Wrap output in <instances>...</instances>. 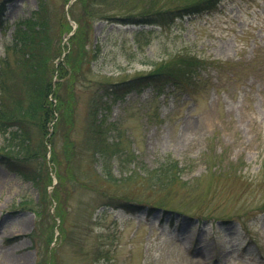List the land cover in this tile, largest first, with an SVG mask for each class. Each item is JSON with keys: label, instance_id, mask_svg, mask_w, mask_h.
Wrapping results in <instances>:
<instances>
[{"label": "rangeland", "instance_id": "rangeland-1", "mask_svg": "<svg viewBox=\"0 0 264 264\" xmlns=\"http://www.w3.org/2000/svg\"><path fill=\"white\" fill-rule=\"evenodd\" d=\"M194 1L0 0V69L2 57L12 66L0 87L3 79L13 95L0 89L1 106L28 100L15 67L23 50L6 44L40 2L50 55L42 76L60 100L44 134L46 191L0 161V264H264V0H220L164 24L126 22ZM183 55L202 61L183 87L157 94L144 85L97 110L111 146L106 178L96 154L103 137L92 131L98 88ZM29 124L36 146L41 134ZM169 159L177 183L153 187L150 174ZM123 200L194 216L160 219V210L119 207Z\"/></svg>", "mask_w": 264, "mask_h": 264}, {"label": "trees", "instance_id": "trees-1", "mask_svg": "<svg viewBox=\"0 0 264 264\" xmlns=\"http://www.w3.org/2000/svg\"><path fill=\"white\" fill-rule=\"evenodd\" d=\"M85 1V0H83ZM220 0H197L188 4L180 5L174 8H166L164 10L150 11L152 16H145L138 20H132V18L126 20V22H149L164 24L172 21L174 17L191 15L194 13H201L217 5ZM93 0L89 3H92ZM147 14V13H144ZM150 14V15H151ZM149 15V14H148ZM148 17V18H146ZM78 27V26H77ZM77 31V30H76ZM73 33L74 36L80 40L81 32ZM48 23L46 20V6L43 2L38 4V7L32 12L31 15L18 20L15 23V28L11 36L10 42L6 44V47H11L12 50H23V59L20 62H16L15 67H21L20 78L22 86L24 87L27 102L23 104L20 99L13 101L14 110L8 109L4 105L2 107L0 100V134L2 135V146H0V161L8 170L12 171L19 178L30 181L37 189L42 188L46 191L48 184L43 183L42 170L46 167V143L44 141V134L48 130L49 122L54 117V110L52 99L56 97L57 108L59 107L60 100L55 87L52 85L51 78L46 77L44 74V68H47L50 55L48 54ZM80 42V41H79ZM81 43V42H80ZM83 47L82 43L80 44ZM79 58L83 57L84 49L79 48ZM60 52V51H58ZM67 56V55H66ZM65 56V57H66ZM64 57V58H65ZM67 60V59H66ZM2 67L0 69V76H5L10 73V64L7 57H2ZM202 61L194 55L179 56L172 61L159 62L157 67L153 68L145 74L135 75L128 79H122L120 81L102 84L98 89V94L92 99L91 112L94 114V123L96 124V130H93L94 136L102 142L96 144L98 149L96 154L100 156L102 162V174L106 178H110V157L108 156V150L111 146L106 145L107 136H104L103 126L104 117H96L98 109L108 110L109 103L112 100L122 98L124 94L131 89H138L144 85L151 86L152 89L158 94L164 92L165 88L172 86L176 89L183 87L187 82L186 80L195 76V69L201 65ZM66 64L68 62L66 61ZM32 69V70H31ZM57 74L62 77L66 74L61 64L57 68ZM69 80V77L67 78ZM0 87L1 90L9 92L10 87L5 82ZM59 82L57 83V85ZM49 94H52V98H49ZM13 95L10 94L9 97ZM66 105L68 113L71 112V106L69 103ZM53 105V106H52ZM66 110V109H65ZM60 115V112H59ZM29 123H35L38 127V131L41 137L37 141V145H34V137L31 136ZM46 140V139H45ZM112 143L113 140H111ZM103 157V160H102ZM180 168L177 167V162L172 160H166L156 170L151 173L153 187H170L177 182L176 179L180 176ZM58 179H61L58 176ZM50 181V179H48ZM111 202L106 204L112 205ZM119 207L123 206L129 211L138 212L142 209L147 210V215H150L153 211L160 210V219L166 215H170L172 220V213H178L185 215L188 218H192L194 215L186 213L181 210L171 209L167 206L161 205L156 202L143 203L132 202L123 200L117 204ZM117 206V207H118ZM170 212V213H169ZM200 221L204 217L196 216ZM196 219V220H197ZM222 222L229 221L228 219H222ZM214 230V228H213Z\"/></svg>", "mask_w": 264, "mask_h": 264}]
</instances>
